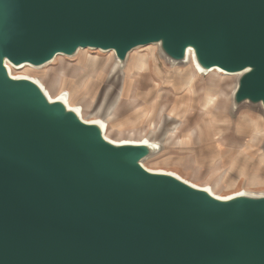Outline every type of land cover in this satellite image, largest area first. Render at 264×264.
Instances as JSON below:
<instances>
[{
    "label": "water",
    "instance_id": "obj_1",
    "mask_svg": "<svg viewBox=\"0 0 264 264\" xmlns=\"http://www.w3.org/2000/svg\"><path fill=\"white\" fill-rule=\"evenodd\" d=\"M150 46L236 75L232 111L264 117V0H0V264H264V194L150 170L160 143L114 144L7 67Z\"/></svg>",
    "mask_w": 264,
    "mask_h": 264
},
{
    "label": "rangeland",
    "instance_id": "obj_2",
    "mask_svg": "<svg viewBox=\"0 0 264 264\" xmlns=\"http://www.w3.org/2000/svg\"><path fill=\"white\" fill-rule=\"evenodd\" d=\"M134 57L145 58L147 62L152 59L156 63L157 60L161 68L170 71L177 69L178 72L189 73L193 69L190 62L187 66L172 67L160 55L159 46H150L132 52L128 64L132 63ZM141 59L135 65L137 70L138 62ZM92 61L96 62V67L100 65L104 67V70L109 68L104 71L98 85L91 83L88 86L89 89L87 88L89 94L84 95L86 90H84L82 83L86 81L88 76L82 68L85 64H91ZM116 63L118 62L114 59L113 52L102 53L100 51L82 50L73 58L57 57L52 64L43 68L34 69L29 66L22 69L11 68L14 77L27 76L42 83L52 97L64 96L69 98L70 105L81 110L83 120L99 121L102 118H108L106 115H109L110 123L107 121L106 132L109 140L125 141L130 138L140 140L145 137L154 140L151 133H148L149 129L153 123L156 125L155 127H161V131L158 132L159 136L156 138V141L162 145L161 153L143 163L150 170H164L178 174L185 180L201 187L209 186L213 192L221 197H230L239 192H249L248 194L251 195L264 194V150L262 145L264 142V117L258 110L249 107H243L236 113L232 111V95L237 86L236 75L226 77L222 75L224 73L222 71H212L204 76L198 75L195 86L193 81L191 82L192 86L188 84L192 73L185 75L186 84L184 86L189 88L187 92L192 94L195 91L194 99L187 101L191 107L189 106L190 108L185 111V114L179 113L175 109L178 103L177 98L182 97L181 95L174 96L179 91L178 87L174 85L176 91L174 94L171 88L166 90H163L166 87L159 88L158 102L162 103L163 106L166 105L168 111L162 107L153 115V121L151 114L156 109L155 106L158 105V103L153 102L154 100L149 107H147L148 104H145L138 110L137 104L134 105L130 97H121L117 101L114 111L108 113L107 109L113 106L116 96L121 92L123 81L121 72L113 73V75L109 73ZM119 70L123 71L120 68ZM64 82L66 84H63ZM126 82L127 86L133 82L131 74L126 78ZM215 86L218 87L220 93L208 89ZM156 87L159 86L156 85ZM108 91L111 93L105 98V93ZM95 94L96 96H94ZM209 94L217 95L216 103L204 110L202 105L205 104ZM100 106L102 107L101 110ZM158 107L160 106L158 105ZM242 116L254 124L261 120L262 125L258 129L263 130L262 134L260 133V136L252 135V137H249L247 133L245 134L248 126L242 123ZM125 117H129L130 120L122 121ZM182 118L183 122L181 121ZM176 124L180 125L179 129H175ZM136 129H144L145 132H131ZM170 130L176 135L168 140L165 133ZM252 141L255 152L260 153L261 156L255 157L253 153L251 154ZM216 142L219 147H216ZM160 144H158L159 148ZM237 153L239 154L237 155ZM233 164L246 165L248 169L234 174L231 173ZM255 181L257 182L254 183Z\"/></svg>",
    "mask_w": 264,
    "mask_h": 264
},
{
    "label": "crops",
    "instance_id": "obj_3",
    "mask_svg": "<svg viewBox=\"0 0 264 264\" xmlns=\"http://www.w3.org/2000/svg\"><path fill=\"white\" fill-rule=\"evenodd\" d=\"M134 58L135 59L132 61V63L128 64L127 68L125 69V72L129 71V73L133 76V83H132V85L130 87L131 92L129 94V97L132 100V103L134 105L137 104L136 108H138V107L142 108L145 104H148L147 107H149V105H151V102L154 100L153 102L158 103V105L160 106V107H158V105H156L155 106L156 109H154L153 113L151 114V119L154 121L153 115L155 113H157V111H159V109H161L163 107L164 110L168 111V108H167L166 105L163 106L162 103L158 102V98L157 97L160 94L159 88L163 89V88L166 87L163 90L171 88V89H173V94H174L176 92L174 90V88H175L174 85H175V86L178 87L179 91H177L178 93H175L174 96H178V95L182 96L181 98L180 97L177 98V102L178 103L176 104L177 108H175V109L179 113L181 112L182 114H185L186 113L185 111H187L191 107L190 104L187 101H190V100L194 99V92L195 91H193L192 94L191 93L189 94L187 92L189 88L184 86V84L186 83L184 76L185 75L187 76L189 73H192L193 70H190L189 73H186V72L184 73L182 71L178 72L177 69H174V71H169L167 69L161 68L159 66V63H158L157 60H156V63H155V62H153V60H151L150 58L146 57V58L150 59V62L148 63L147 68L143 69V71H139V70H137V68H135V65H136V62L139 59H141V58L140 57H134ZM115 65H119V63H116ZM113 67H114V65H113ZM113 67L110 69L109 73L112 71ZM104 71H106V70H104ZM116 72H121V71L118 69V70H116L113 73H116ZM123 79H124V75H123ZM197 79H198V76H196L194 78V81H193V83H194L193 85L194 86H195V83H196ZM98 81L97 80L95 81V82H97V85H98ZM163 83H165V84H163ZM156 85L159 86V87L157 88ZM185 92H186V94H185ZM131 94H133V95H131ZM135 96H137L136 97L137 99L134 102L133 101V97H135ZM181 102H183V105H181ZM172 107H173V105H172ZM209 107H210V105H209ZM209 107H207V108H209ZM207 108H205V109H207ZM124 112H126V111H124ZM129 117L123 118L122 121L126 122V121L130 120ZM102 119H106L107 120L108 118H102ZM241 120H243L242 123L244 125L248 126L247 127L248 130L246 129L245 134L247 133L249 135V137H252V135H259L260 136V133L262 134L263 130L262 129H258L262 125L261 120L257 124L256 123L254 124V123H252V121L249 120L251 122L250 123L248 121V119L246 117H244V116L241 117ZM108 121L110 123V120H108ZM181 121L183 122V118H182ZM246 121H248V122L246 123ZM153 125H155V124L153 123ZM107 126H108V123H107ZM156 128H158L157 133L161 131V127L159 128L157 126ZM179 128H180V125L176 124L175 129H179ZM137 130L145 132L144 129H136V131ZM149 132H150V129H149L148 133ZM171 133L174 134V132L171 131V130L166 132L165 134H167V136H169ZM151 135H152L154 140H152L149 137H148V139H150L151 141L155 142L158 145L159 142L156 141V138H158L159 135L158 134L153 135L152 133H151ZM252 143H253V145L252 144H248V145H252V149L250 151L251 154L253 153L255 155V157L261 156V155H259L260 153L258 154V153L255 152V149L253 148L254 147V142L252 141ZM158 147H159V145H158ZM216 147H219V146H217V142H216ZM238 154L239 153H237V155ZM231 169H232L231 173H234V174L238 173L236 170H233V168H231Z\"/></svg>",
    "mask_w": 264,
    "mask_h": 264
},
{
    "label": "bare ground",
    "instance_id": "obj_4",
    "mask_svg": "<svg viewBox=\"0 0 264 264\" xmlns=\"http://www.w3.org/2000/svg\"><path fill=\"white\" fill-rule=\"evenodd\" d=\"M191 57H190V63L193 65V72H192V75L190 76V79H189V82H188V84H191V82L192 81H194V78L196 77V76H198V75H203L204 76V74L202 73V71H200V69L196 66V63H195V58H194V56H192V55H190ZM152 60V59H151ZM148 62H149V60H148ZM148 62H147V59H145V58H143V59H141V61L140 62H138V64H139V66H138V70L139 71H143V69H145V68H147V66H148ZM136 64H137V62H136ZM10 64H8L7 65V67H8V70H9V74H10V76L11 77H14L13 76V71H12V68L11 67H14V66H9ZM96 65V62L95 61H92L91 62V64H85L84 66H83V68H82V70H84L85 71V74L88 76L87 77V79H86V81L85 82H83L82 84H83V88H84V90H86L85 92H84V95H88L89 94V90H87V88L89 89V85L92 83V84H95V85H97V82H95L96 80L98 81H100V79H101V76H103L104 74H103V72H104V67H102V66H100V65H98V67H96L95 66ZM15 68V67H14ZM109 68V67H108ZM108 68H106V70L108 69ZM15 69H17V68H15ZM119 69V65H114V67H113V69H112V71L110 72V74H113V72H115L116 70H118ZM170 71V70H169ZM214 71H218V70H214ZM220 71V70H219ZM223 72V71H222ZM121 73L124 75V79H123V82H122V87H121V92L118 94V96H116V98H115V100H114V103H113V106H111V107H109L107 110H108V113H111V111H114V108H115V106H116V103H117V101L121 98V97H128L129 98V94H130V92H131V89H130V87H131V85H132V83H130L129 84V86H127V82H126V78L128 77V75H130V73H129V71H126L125 72V70H123V71H121ZM223 76H226V77H230V75H228V74H226L225 72L222 74ZM22 77H24V78H30V77H27V76H22ZM22 77H20V78H22ZM14 78H17V77H14ZM30 79H32V78H30ZM34 80V79H33ZM93 80H94V82H93ZM34 81H36V82H39V81H37V80H34ZM73 81V80H72ZM185 81H186V79H185ZM74 82V81H73ZM40 83V82H39ZM193 83V82H192ZM63 84H66L65 82L63 83ZM186 84V83H185ZM75 86V85H74ZM77 86V85H76ZM75 86V87H76ZM191 86H192V84H191ZM78 87V86H77ZM186 87V86H185ZM73 89H74V87H73ZM210 91H214V90H216V91H218L219 92V90H218V87L217 86H215V87H213V88H208ZM75 90V89H74ZM78 90V89H77ZM45 91H46V89H45ZM48 92V91H47ZM75 92L77 93V91L75 90ZM126 92V93H125ZM74 93V92H73ZM110 91H108V92H106L105 93V98L107 97V96H109L110 95ZM220 93V92H219ZM48 95H49V97H50V100L51 101H58V100H61V101H63L65 104H66V106H68V108H70V109H72V110H74V111H76L80 116H81V118H82V120H83V117H82V112H81V110L79 109V108H75V107H73L72 105H70V99L69 98H67V97H64V96H60V97H52L51 96V94L48 92ZM81 95H83V94H81ZM94 96H96V94L94 95ZM137 96H135V97H133V101L135 102L136 101V98ZM216 97H217V95H215V94H209V96L207 97V99L205 100V104L204 105H202V109H204L205 110V108H207V107H209V105L211 106L212 104H214L216 101H215V99H216ZM105 98H104V100H105ZM72 99V98H71ZM91 100H93V98H91ZM103 100V101H104ZM102 109V107L100 106V110ZM138 110H139V107H138ZM99 115V114H98ZM136 116V115H135ZM106 117H110L109 115H106ZM134 119V118H133ZM140 119V118H139ZM138 119V120H139ZM86 121V120H85ZM107 121H108V119L106 120V119H102V120H99V121H88V122H95V123H98L99 125H101L102 126V128H103V130H104V135H105V138L107 139V140H109L108 139V137H107V135H106V132H107ZM133 124V123H132ZM134 125V124H133ZM157 131H158V128H156L155 127V125H152V127L150 128V132L153 134V135H155V134H158L157 133ZM131 132H138V133H142V131H136V130H132ZM132 135H133V133H132ZM175 135H176V133H174V134H170L169 136H167V134H165V137H166V139H170V138H173V137H175ZM112 143H119V144H144V145H146V143H149V144H151V145H153V146H155L156 148H158L159 149V147H158V145L155 143V142H153V141H151L150 139H148V137H145V138H142V139H140V140H134V139H129V140H125V141H112ZM261 164V163H260ZM233 170H236L237 172H242L243 170H247L248 169V166H246V165H239V164H233ZM168 173V172H167ZM174 174V173H173ZM174 175H176V174H174ZM177 176V175H176ZM179 176V175H178ZM180 177V176H179ZM180 178H182V177H180ZM183 179V178H182ZM258 179V178H257ZM257 181H255L254 183H256ZM191 183V182H190ZM193 183V182H192ZM194 184V183H193ZM194 185H196V184H194ZM197 187H200V188H203V189H205V190H209L210 192H212L213 193V195L215 196H218L219 198H223V197H221V196H219V195H217L215 192H213V190L208 186V187H201V186H198V185H196ZM251 189H253V188H251ZM243 193H246V194H248L247 192H239L238 194H243ZM237 194V195H238ZM237 195H233V196H230V197H234V196H237ZM229 197V198H230ZM224 198H227V197H224Z\"/></svg>",
    "mask_w": 264,
    "mask_h": 264
}]
</instances>
